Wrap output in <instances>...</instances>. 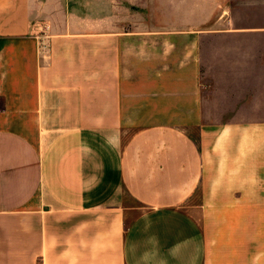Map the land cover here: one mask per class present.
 <instances>
[{"label":"crops","instance_id":"0c3cea01","mask_svg":"<svg viewBox=\"0 0 264 264\" xmlns=\"http://www.w3.org/2000/svg\"><path fill=\"white\" fill-rule=\"evenodd\" d=\"M0 264H264V0H0Z\"/></svg>","mask_w":264,"mask_h":264},{"label":"built area","instance_id":"2783aa9c","mask_svg":"<svg viewBox=\"0 0 264 264\" xmlns=\"http://www.w3.org/2000/svg\"><path fill=\"white\" fill-rule=\"evenodd\" d=\"M44 29H45V30H48V29H50V26H49V25H45V26H44Z\"/></svg>","mask_w":264,"mask_h":264}]
</instances>
